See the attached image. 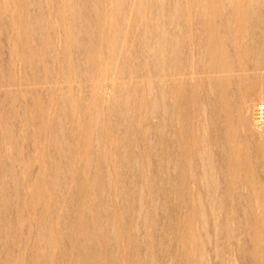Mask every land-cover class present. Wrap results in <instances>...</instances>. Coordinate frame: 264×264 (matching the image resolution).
Here are the masks:
<instances>
[{
    "label": "bare ground",
    "instance_id": "bare-ground-1",
    "mask_svg": "<svg viewBox=\"0 0 264 264\" xmlns=\"http://www.w3.org/2000/svg\"><path fill=\"white\" fill-rule=\"evenodd\" d=\"M37 1L0 0V18H5L9 25L13 26L16 40H19L22 44L20 45L27 51L26 64L29 62L32 65L31 63L37 58V53L40 51H36L39 48L36 46L34 48V43L31 44L29 39L36 30L44 31L45 35L40 33L41 36H44V40H41L43 37L40 35L39 37L43 42L41 45L45 48L44 51L47 52L41 53L43 59L40 56L38 58L41 59V62L56 58L54 51L51 52V50L56 45V38L59 39L56 37L59 34L54 33L59 26L61 28L63 26L62 29L60 28V32L63 31V35H61L63 39L57 42L62 41L65 48L68 49L64 50L65 48H63L62 50L68 52L69 47L71 49H73L72 47L80 48L79 52L82 55V70L81 65L76 64L79 59L78 62L72 63L74 59L65 58L61 65L63 66L62 71H57L55 65L45 64V75H38L37 73H40L38 71L35 72L36 74L34 71L31 72L32 76L29 74L31 79L26 83L27 88H25L28 93H31L32 90L40 91L38 87L47 86L48 89H51L50 92L58 90L61 93L63 105L61 104L60 111L62 113L59 116H63L68 125H61L56 121L60 125V128L57 126L60 132L57 134L56 126L51 131L58 135L53 138L54 141L50 139V142L53 141L51 146H55L53 151L55 149L56 154L59 151L62 152L61 144L67 147L66 142L62 143V141L66 140L70 143L73 135L76 140L79 137L78 141H80L76 143L75 137V142L71 141L76 145L72 144L68 150L66 149L69 155L66 154L64 159L68 162L62 166L60 164H63V159H60L59 161L62 163L58 162L60 163L58 166L62 167H56L55 175L49 176L46 183L43 182L44 177L42 176L43 184L36 182L34 185L36 194L34 198H37L39 205H43L41 216L39 214L40 228L38 231L39 242L37 243L42 247L41 257L45 259L44 264H50V250L56 243V229L53 223L54 219L58 217L55 214L56 211L64 210L65 202L69 204L72 201H77L76 207H78L75 211L77 215H75L76 219L74 216L73 219L79 221L76 226L71 224L72 230H68L70 247L77 246L78 248L79 246V251L77 253V248H69V251L75 249L77 255H72V258H69L71 260H68L67 263L64 262L65 264H139L142 261L145 264H153L156 251L170 254L168 250L170 251L172 247L176 246L174 244L170 249L168 248L165 238L169 232L170 236H173V240L176 237L177 242L181 243V245L178 244L179 247L176 246L179 248L177 252L176 247L172 250L179 253L180 246L182 247L179 259L184 264H211L209 263L212 255L210 252L217 251L218 245L217 235H215L217 220L223 218L221 224L228 226V213H225L229 204L227 200L233 201L235 195L244 197V200L247 198L245 204H248L246 207L253 208V211L250 208L251 212H254L255 208L260 210L259 214L255 211L258 214V217L256 216L257 225L264 223V173L261 178L260 175L256 176L255 169H253L254 171L252 169L244 170L246 166H243V164L250 165L252 162L249 149L246 147L250 141L257 146L258 156L255 158L259 157L261 160V170L264 172V125L256 124L254 117L258 102L264 103V0H82V4H79L80 7H83L81 9L79 6V8L77 7L78 0H42L44 3L41 0L38 3ZM33 6L37 8H33L37 14L31 9ZM48 7L51 10L50 8L47 10ZM30 12H33L32 15L35 19L31 18ZM52 13H55L57 17V25L50 26L48 21ZM192 13L198 15L201 24L196 31L193 29L194 23H191ZM133 16L135 18L134 26L138 33L134 31L129 33V24L132 26ZM80 20L81 22H79ZM132 33L139 35V40L145 48L143 49L146 50L145 56H147L144 59V56L141 58L138 55L144 60L143 64H137L139 68L143 67L138 69L139 71L137 70L138 73L134 69L126 70L129 69L127 67L129 64L127 63L126 67L123 65L125 69L121 65L123 60L119 62V59L127 58L126 54L129 58V53L126 52L129 50V41L131 36L134 37L133 41L137 36L130 35ZM129 35L130 37H128ZM255 35L261 37V40L254 41ZM135 41L131 43H135ZM140 41H137L139 45ZM61 44L60 46H62ZM34 49H36V53ZM136 49L132 48V52ZM12 50L16 54V48L14 47ZM73 53L76 52L73 51ZM131 55L134 54L131 53ZM45 56H50V58L46 60ZM53 61L51 62L53 63ZM128 61L124 60L123 63ZM34 62L36 64V61ZM12 63L9 65L13 68L15 62ZM148 64H150L149 67ZM248 64H252V71L248 68ZM120 65L124 70L119 69ZM134 65L136 64L132 65L133 68H135ZM33 68L36 67H32V70ZM79 68L81 72L77 76L75 72L80 71ZM38 76L43 77L39 79ZM14 81L8 85L9 88L19 83L15 84ZM139 82H142L140 85L142 86V98L140 100L137 98L139 87H136L139 91L134 89L136 85L134 88L130 87L139 84ZM78 86L80 89L82 86L89 89L88 92L91 93L92 98V102L87 101L89 106L84 108L86 112H83L89 114L87 119L83 120L84 122L77 115L84 103L80 104L79 98L73 96L74 88ZM116 95L119 96V99L116 98ZM114 99L115 101H113ZM58 103L57 106L60 107ZM50 105L48 101L46 103L35 98L33 109L30 107L33 111V113L30 112L32 119L37 118L38 125L41 130H44V133L48 131L47 113L50 112L53 104ZM83 106L85 107V105ZM109 110L112 113L113 111L117 113L114 112L115 116L111 117ZM76 115L78 119H76ZM108 115L110 120L116 115L117 118L116 120L113 118L111 121L107 119L106 122ZM50 122L52 123V121ZM64 125L68 129L66 132H64ZM210 127H213L214 137L210 136ZM7 128L5 127L6 130H8ZM116 131L122 132L123 135ZM67 132L71 133H68L71 137ZM64 133L68 135L67 138ZM100 133L103 134L104 140L99 137L94 138V135L98 134L99 136ZM117 134H119L118 137ZM49 136L53 137L54 135L49 134ZM123 136V140H120L122 144L118 145L117 141ZM5 140L6 147L7 136ZM124 140L126 141L123 142ZM81 142L84 145L82 143L78 146ZM92 142L99 149V155L97 153L99 158L96 159L99 162L95 169L97 170L95 176L92 178L89 175L92 179H88V174H91L93 169L88 160L90 152H92H89L92 147L88 148V145ZM111 143H114L115 147L111 148L109 145ZM73 145L78 147L75 148ZM80 146L85 147L83 149L79 148ZM213 147L219 150L221 157L219 171L217 170L218 161L216 158V160L214 159L215 149L212 150ZM60 152L59 154L64 153ZM74 153L81 161L84 160V163L73 164L72 159H78L74 157ZM48 155L46 156L43 151L39 157L36 155L35 157L44 161L46 157H52ZM19 159L14 157L13 161H19ZM10 160L9 162H11ZM20 161L12 162L13 166L10 164L13 169L8 170V175L17 177V170L23 173L26 172V168L29 169L27 162L28 165L25 162L22 164ZM51 161L53 163V159ZM121 161L127 162L126 165H123ZM253 164L254 162H252ZM37 167L38 169L42 168ZM51 168H53L52 165ZM241 168L246 171L243 175ZM78 169H81L80 173L76 172ZM122 169H127L125 172L130 171L129 176L132 174L131 177L136 178L137 181L132 178V182L135 183L134 189H129L125 184L126 181L122 180L124 178ZM19 175L21 174L19 173ZM73 187L79 189L78 197L71 193ZM66 193H68L67 197ZM170 195L178 199L176 206L171 200L172 206L176 207L178 211L175 213V217L172 215L174 220L169 219L171 221L169 229L166 227L165 230L159 232L157 222L160 218L159 215L171 216V212L166 213L168 208L169 211L171 209L167 206V210H165L163 206L168 203L164 204L163 202L164 205H160L158 200H160V196ZM204 198H207L208 202L204 201ZM219 198H221L220 200L225 199L224 203L219 201L218 205ZM62 199L64 200L62 201ZM177 199L175 200L177 201ZM206 202L209 211L207 208L205 209ZM23 204L24 202L21 208L26 206ZM185 209L188 212L183 213ZM223 209L225 212L222 211ZM245 209L248 210V208ZM18 211L22 212V209ZM24 212L21 214H25ZM21 214L19 213V227L27 224V220L29 222V219L25 217L26 214L25 216ZM122 214H127V216L122 218ZM66 215L68 216V213ZM250 216L249 219L252 218L256 221L254 213V217ZM59 219H57L58 223ZM63 219L66 220L64 216ZM254 225L253 223L252 227L255 228ZM170 228L176 230L175 236ZM210 228L213 229L214 235ZM248 229L250 231L251 228ZM155 233H158L159 236ZM262 233L260 229L251 233L257 240L254 246L256 256L253 250L252 253L254 258L264 261V252H261L263 249L258 243V238ZM228 235L235 239L237 231L234 229L230 233L228 232ZM139 238H142L145 247L143 244L142 248L139 247V241H142ZM122 247H125L126 250ZM135 247L140 250L145 248L144 251L142 250V255L140 254L144 259L140 260L139 258L138 260ZM122 249L128 253H123ZM172 255L174 256V253ZM165 257L167 260L169 256ZM15 258V262L10 261L9 264H17L18 260ZM172 258L168 260V264H171L170 261L173 263ZM11 259L14 261L12 257ZM62 262L60 261L58 264Z\"/></svg>",
    "mask_w": 264,
    "mask_h": 264
},
{
    "label": "rangeland",
    "instance_id": "rangeland-1",
    "mask_svg": "<svg viewBox=\"0 0 264 264\" xmlns=\"http://www.w3.org/2000/svg\"><path fill=\"white\" fill-rule=\"evenodd\" d=\"M42 1V0H41ZM39 2V0L37 1V3ZM78 2L79 3H77V7L79 6V4L82 2V0H78ZM42 3H44L43 1H42ZM82 4V3H81ZM80 7V6H79ZM78 7V8H79ZM33 8H36V7H32L31 9H33ZM49 8L50 7H48V9L47 10H49ZM81 8H83V7H80V9ZM30 9V10H31ZM37 9V8H36ZM44 9H45V6H44ZM34 10V13H36L35 12V9H33ZM50 10H51V8H50ZM37 12H38V10H36ZM54 12V11H53ZM31 13V12H30ZM33 13V12H32ZM32 13H31V15H32ZM37 14V13H36ZM35 15V14H34ZM36 16V15H35ZM32 19H35L34 18V16L32 15V17H31ZM51 18H52V20H51ZM192 18L193 19H191V23H194L193 24V26L195 27H193V29H194V31H196V29H198V27L200 28V23H199V20H198V15H196L195 13H192ZM80 19V18H79ZM78 20V19H77ZM83 20V19H82ZM135 18H134V16L132 17V22H131V24H132V26H133V28H132V26L129 24V27H130V29H129V33L130 32H137V29H136V27L134 26L135 24ZM4 22V23H3ZM49 25L50 26H53L52 24H55V25H57V17H56V15H55V13H52V16H50V18H49ZM79 22H81V20L79 21ZM264 22V21H263ZM3 23V24H2ZM5 24V25H4ZM62 26V25H61ZM4 27V28H3ZM13 27V26H12ZM11 27V24L9 25V23H8V21H6V19L5 18H0V166H1V168H0V264H4V262H5V264L7 263V264H9L10 263V261L11 262H15V260H14V258L15 259H17L18 260V263L17 264H44L45 263V259H42V257H41V251H42V247H40L39 246V243H37V242H39V234H38V231H39V228H40V221H39V219H40V216H41V214H40V212H42L43 211V205L41 204V205H39V203H37V198H34L35 196H36V194L34 193V185H35V183L37 182H39V183H42V181H43V177H44V181L43 182H45L47 179H48V177L49 176H53V175H55L56 173H57V170H56V167H62V166H64L68 161H66V159H64L65 158V155L67 154V155H69L68 154V148L72 145V144H74L73 142H75V140H76V137L73 135V139H72V137L69 135V134H71V133H69V132H67V134L69 135V137H71V141H73V142H71L70 141V143H69V141H62V143H65L66 142V144L65 145H67V147L66 146H63L64 144H61L62 146L60 147V149L62 150V152H64V153H62V152H60V153H62V154H59V152H57L58 154H56V152H55V149H54V151H53V148L55 147L54 145H52L51 146V144H52V142L54 141V139L53 138H55V137H57L58 135L57 134H59V132H60V130L58 131V129H57V126L60 128V125H58L59 123H61V125H63V124H65V125H68L67 124V120L62 116H59V115H61V111H60V109H62V105H63V103H62V99H61V93L58 91V90H56V91H53V93L52 92H50L49 90H51V89H48V87L46 86V87H44V86H41V87H44V88H42L41 89V87H38L39 88V90L40 91H38L37 89V92L36 91H34V90H32V92L31 93H28L26 90H25V88H27V82L28 81H30V79H31V77H30V75L32 76V73L31 72H33L34 71V73L35 72H42V74H40V73H37L38 75H45V73H46V71H45V64L47 65V64H51L52 66H54L55 65V68L57 69V71H62L63 70V66H61L64 62H62V61H64V59L65 58H71L73 61H72V63L74 62V61H76V62H78L77 60L79 59V62L78 63H76V62H74V63H76V64H78V65H81V63H82V55L80 54V52L79 51H81L80 50V48H74V47H72L73 49H71L70 47H69V51H70V53H69V51L66 53L64 50H68V49H66L65 48V46L63 45V43H62V41L60 42H57L58 40H62L63 39V37L61 36V35H63L62 33H63V31L62 32H60V30L63 28V26H62V28L59 26L58 28H56V32H54V33H56V34H59V35H57L56 36V34H54L56 37H58L59 39H57L56 38V41H55V46H54V49H52L51 50V52H53L54 51V53H55V59H52V58H50V56L49 57H47V56H45V59L46 60H48L49 58V60L48 61H42L41 62V57L43 56L41 53H43V51H44V49L45 48H43V46L41 45V44H43V42H41V40L43 41L44 40V36H41V34L42 35H45V33H44V31H34L33 32V34L31 35V38H29L30 39V41L32 42H30L31 44H33L34 46V48H35V46L37 47V48H39V49H34V51L36 50V51H38V50H40V51H38V55H37V58H35V60H33V63H31L32 65H30V63L28 62V64H26L27 63V60L25 59V58H27L28 57V54H27V51L25 50V48L23 47V46H21L22 44L20 43V41H19V43H18V41L16 40V38H15V32L13 31L14 30V28H12ZM134 27H135V30H134ZM61 28V29H60ZM58 31V32H57ZM14 32V33H13ZM38 32V33H37ZM41 33V34H40ZM138 33V32H137ZM137 33H136V35H137ZM38 36H37V35ZM39 35L41 36V37H43V39H41V37H39ZM127 35H128V33H127ZM126 35V36H127ZM130 35H133V33L132 34H130ZM130 35L128 36V37H130ZM135 35V34H134ZM133 35V36H134ZM135 35V36H136ZM259 35V34H258ZM59 36H61V37H59ZM137 36H138V40H137ZM136 36V38L134 39V41H135V43H131V42H134L133 41V38H132V36H131V39H130V43H129V46H128V51H126V52H128L129 54V58H128V56H127V54H126V52H125V54H126V57L127 58H122V59H119V62H121L122 60L124 61H128V62H124L123 63V61H122V64L121 63H119V64H121L122 66L124 65L125 67H126V64L128 63L129 65L127 66L129 69H126L124 66V68L126 69V70H133L134 69V71H136V73H138V71L140 70V69H142V68H139V65L140 64H143L142 63V61L144 62V60H142L141 58H142V56H144V59L145 58H147V56H145L146 54V50H144L145 48H144V46H143V44H142V42L139 40V35H137ZM33 37V38H32ZM128 37H127V39H128ZM8 38H9V40H8ZM39 38V39H38ZM32 39V40H31ZM41 39V40H40ZM259 39L261 40V37H259V36H257V35H255L254 36V38H253V40L254 41H259ZM16 40V42H14ZM37 40V41H36ZM137 41H140L139 43H141L140 45L138 44V42ZM12 42V43H11ZM11 43V44H10ZM37 43V44H36ZM58 43V44H57ZM62 43V44H61ZM137 43V44H136ZM13 44V45H12ZM21 44V45H20ZM60 44L62 45V46H60ZM39 47H38V46ZM136 45V46H135ZM42 46V47H41ZM142 46V47H141ZM16 48V54H14L13 53V48ZM62 47V48H61ZM63 48H65L64 50H62ZM132 48L134 49V48H137L136 50H133L134 52H132ZM140 48V49H139ZM142 48V49H141ZM144 48V49H143ZM61 49V50H60ZM76 49V50H75ZM57 50V51H56ZM138 50H142V51H138ZM36 51H35V53H36ZM73 51L74 52H76V53H73ZM145 51V52H144ZM12 52V53H11ZM50 52V53H51ZM72 52V53H71ZM138 53L137 55H136V53ZM141 52V54H139ZM40 53V54H39ZM44 53H47V52H45L44 51ZM43 53V54H44ZM53 53V54H54ZM62 54L61 56H60V54ZM131 53L132 54H134V55H136V56H134V55H131ZM143 53V54H142ZM21 54H24V55H21ZM74 54V55H73ZM80 54V55H79ZM25 55H26V57H25ZM57 55H58V57H57ZM124 55V54H123ZM138 55H140V57L138 56ZM38 56H40V58H38ZM72 56V57H71ZM125 56V55H124ZM131 56V57H130ZM134 56V57H133ZM36 57V56H35ZM79 57V58H78ZM15 62L14 63V66H15V68H14V66H13V68L12 67H10L11 65H9V64H13L12 62V60ZM15 58V59H14ZM21 58V59H20ZM121 58V57H120ZM25 59V60H24ZM42 59H43V57H42ZM63 59V60H62ZM76 59V60H75ZM81 59V60H80ZM127 59V60H126ZM131 59V60H130ZM141 59V60H140ZM17 60V61H16ZM22 60V61H21ZM52 60H54L53 61V63L51 62ZM11 61V62H10ZM34 61H36V64H35V62ZM135 61H136V63H135ZM23 62V63H22ZM61 62V63H60ZM134 62V63H133ZM141 62V63H140ZM55 63V64H54ZM58 63H59V65H58ZM80 63V64H79ZM132 63V64H131ZM35 64V65H34ZM42 64H43V66H42ZM133 64H136V65H134V67L135 68H133ZM137 64H139V65H137ZM119 66V69H121V70H124V68L122 69V66ZM9 66V67H8ZM36 67L35 69L33 68V70H32V67ZM45 66V67H44ZM146 66V65H145ZM148 67L150 66V64H148L147 65ZM252 66V64H248V68L250 69V71H252L253 69V66ZM41 67V68H40ZM60 67H62V68H60ZM11 68V69H10ZM81 70H82V65H81ZM80 68L78 69V70H80ZM137 68V69H136ZM139 69V70H138ZM81 70L80 71H76L75 72V74L77 75V74H80V72H81ZM138 70V71H137ZM79 72V73H78ZM30 74V75H29ZM36 74V73H35ZM13 76V77H12ZM28 76V77H27ZM43 76H38L39 77V79H40V77H43ZM73 76H75V75H73ZM78 76V75H77ZM142 77V76H141ZM140 77V78H141ZM11 78V79H10ZM143 79V78H142ZM15 80V81H14ZM27 80V81H26ZM141 80V79H140ZM11 81H14L15 82V84L17 83V82H19V83H17L15 86H11L10 88H9V84L11 83ZM22 81V82H21ZM2 82V83H1ZM23 82H24V84H23ZM19 84V86L17 87V85ZM142 84V82H139V84H134V85H131L130 87L131 88H134V86H135V88L134 89H136V87L140 90H138V89H136V91L138 90L139 92H137L138 94H137V98H138V100H140L141 98H142V90H141V88H142V86H140ZM1 85H2V87H1ZM77 86V85H76ZM75 86V87H76ZM8 87V88H7ZM79 86L77 87V88H74L75 90L73 91V96H74V98H79L78 99V101L80 102V104H83V105H85V107L83 106V105H81L82 107H81V110H78V112H77V115L80 117L79 119L82 121V122H84L83 120H85V119H87V116L89 115L88 114V112L87 113H85L86 111V109H84V108H86L87 106H89L88 105V103L89 102H87V101H90V102H92V98H91V93L90 92H88V91H90L89 89L87 90V88H85V86H82L81 87V89L79 88ZM80 90L79 92L77 91V90ZM84 89V90H83ZM86 89V90H85ZM24 90V91H23ZM42 91V92H41ZM49 91V92H48ZM84 91V92H83ZM86 91V92H85ZM26 92V93H25ZM46 92V93H45ZM81 92V93H80ZM25 93V94H24ZM28 93V94H27ZM83 93V95H81ZM88 95H87V94ZM117 93H119V91H117ZM33 94H34V96H33ZM51 94V95H50ZM54 94V95H53ZM56 94H58V95H56ZM46 95H48V96H46ZM49 95H50V98H49ZM87 95V96H86ZM80 96H82V97H80ZM86 96V97H85ZM53 97V98H52ZM35 98H36V100H41L42 102L43 101H45L46 103H47V101H48V103L49 104H53L52 106H51V110H50V112L49 113H47L48 114V117H47V120H48V131H49V129H50V132L47 134V132L48 131H45L46 133H44V130H41L40 129V127H39V122H38V120H37V118H33L32 119V115H31V113H33V111H32V109H33V102L35 101ZM82 98H84V99H82ZM90 98V99H89ZM116 98H118L119 99V96L118 95H116ZM115 98V99H116ZM12 99H13V101H12ZM34 99V100H33ZM46 99V100H45ZM56 99V100H55ZM82 99V100H81ZM115 99L113 100V101H115ZM117 99V100H118ZM16 100V101H15ZM51 100V101H50ZM84 100V101H83ZM116 100V101H117ZM28 101V102H27ZM56 101V102H55ZM58 101H59V103H58ZM30 102V103H29ZM83 102V103H82ZM28 103V104H27ZM57 103L59 104V106L60 107H58L57 106ZM87 103V104H86ZM259 103V102H258ZM62 104V105H61ZM80 104H79V108H80ZM91 104V103H90ZM55 105V106H54ZM29 106V107H28ZM32 109H31V108ZM54 107H55V110H54ZM57 107H58V109H57ZM29 108V109H28ZM31 110V111H30ZM14 111V112H13ZM80 111V112H79ZM83 111H85V112H83ZM7 112H8V114H7ZM12 112V113H11ZM17 112V113H16ZM31 112V113H30ZM60 114H59V113ZM114 112H116V111H113V113L112 112H110V110H109V114H110V116L112 117L113 115L115 116V114L117 113H115L114 114ZM10 113V114H9ZM21 113H22V116H21ZM54 113H55V115H54ZM15 114V115H14ZM57 114V115H56ZM84 114H85V116H84ZM14 115V116H13ZM76 115V116H77ZM9 116V117H8ZM11 116V117H10ZM27 116V117H26ZM78 116L76 117V119H78ZM16 117V118H15ZM106 117H107V115H106ZM10 118V119H9ZM115 120H116V118H117V115H116V117H113ZM113 118H111V120L113 119ZM107 119H108V121H111L110 120V117H109V115H108V118H106V122H107ZM36 120V121H35ZM12 121V122H11ZM14 121V122H13ZM50 121H52V123L50 122ZM56 121L58 122V124L56 123ZM61 121V122H60ZM114 121V120H113ZM112 121V122H113ZM51 123V124H50ZM52 124H53V126H52ZM56 124V125H55ZM7 125H9V126H7ZM64 125V132H66V131H68V129H67V127ZM12 126V127H11ZM52 126V127H51ZM55 126H56V128H55ZM5 127L8 129V130H6L5 129ZM53 128H55V129H57L56 131H58V133L57 134H54L53 132H51V131H53ZM69 128V127H68ZM212 128L213 127H210V129H209V131H211V132H209L210 133V136L211 137H214V135H213V130H212ZM55 131V130H54ZM56 131H55V133H56ZM121 131H123L122 129H121ZM34 132V133H33ZM42 132V133H41ZM116 132H118V131H116ZM215 132V131H214ZM24 133V134H23ZM118 133H120V134H122L123 135V133L122 132H118ZM15 134V135H14ZM49 134L51 135V134H53L54 136L53 137H51V136H49ZM66 133H64V135H65V137L67 138L68 137V135H67ZM215 134V133H214ZM11 135V136H10ZM57 135V136H56ZM67 135V136H66ZM118 135L119 134H117L116 136L118 137ZM6 136H7V139H8V143H7V145H6V147H5V142H6V140H5V138H6ZM95 137L94 138H96V137H99L100 139H102V140H104V137H103V134L102 133H100V135L98 136V134H96V135H94ZM102 136V137H101ZM21 137V138H20ZM28 137V138H27ZM49 137H51V138H49ZM74 137H75V140H74ZM78 137V136H77ZM11 140H10V139ZM14 138H16V139H14ZM33 138V139H32ZM79 138V137H78ZM78 138H77V140H76V143H78V142H80V141H78ZM121 138V137H120ZM123 138H124V136L122 137V139H119L118 141H117V143H119L118 145H120V144H122L121 143V141L123 140ZM19 139V140H18ZM31 139V140H30ZM50 139H52L53 141L52 142H50L51 140ZM69 139V138H68ZM121 140V141H120ZM150 140V139H149ZM126 140H124L123 142H125ZM10 142V143H9ZM4 143V144H3ZM13 143V145H11ZM82 143L83 142H81V144L79 143L78 144V146L79 145H82ZM149 143V145H150V142H148ZM147 143V144H148ZM4 146H3V145ZM28 144V145H27ZM54 144V143H53ZM93 144V145H92ZM92 144H89L88 145V148L90 147H92L91 148V150H89V152L90 151H92V152H90L91 153V155L88 157L89 159V163L91 164V166H92V173L91 174H88V179L90 178V179H92L93 177L92 176H95L94 174L96 173V171L97 170H95L96 169V166H97V164H98V160H96V159H98L99 158V149H97L98 147H96V144L94 143V142H92ZM14 145H16V146H14ZM74 145H76V144H74ZM73 145V146H74ZM83 145H84V143H83ZM110 145V147L112 148V147H115V144L113 143H111V144H109ZM142 145V144H141ZM78 146H76V147H78ZM122 146V145H121ZM33 147V148H32ZM65 147V148H64ZM75 147V146H74ZM75 147V148H76ZM83 147H85V146H83ZM82 146H80L79 148H83ZM246 147L249 149V153H250V155H251V157H252V162H254V166L252 165V162H251V164L250 165H248V164H243V166L245 165L246 166V169H244V170H247V169H249V171H250V169H255V171L257 172L256 173V176H259L260 175V177L262 178L263 177V171L261 170L262 169V167H261V165L260 164H262L261 163V160H259V157H258V159L257 158H255V157H257L258 156V153H257V150H256V147L257 146H255V145H253L250 141L248 142V144L246 145ZM32 148V149H31ZM38 148V149H37ZM217 148V147H216ZM36 149V150H35ZM65 149V150H64ZM67 149V150H66ZM84 149V148H83ZM82 149V150H83ZM215 148L213 147V149L212 150H214ZM25 150V151H24ZM29 150V151H28ZM82 150H81V152H82ZM97 150V151H96ZM45 152V154H46V156L48 155V156H52L51 158L50 157H46L45 159H44V161L42 160L41 161V159L39 160V158H36V157H39V155L41 154V152ZM19 152H21V153H19ZM31 152H32V154H31ZM54 152V153H53ZM80 152V153H81ZM80 153H78V155L79 156H81V154ZM97 153H98V155H97ZM215 153V154H214ZM214 159L216 158L217 159V163H218V165H217V170L219 169L220 170V165L219 164H221V157H220V154H219V150L218 149H215L214 150ZM38 154V155H37ZM219 154V155H218ZM18 155V156H17ZM35 155H36V157H35ZM56 155V156H55ZM61 155V156H60ZM75 155V156H74ZM74 157L76 158L77 157V155H76V153H74ZM97 155V156H96ZM6 156V158H4ZM21 156H23L24 157V159H23V157H22V159H23V161H22V159H21ZM29 156V157H28ZM63 156V158H61ZM11 157H12V160H10L11 159ZM14 157H17V159H19V161H20V163H26V164H24L26 167H28L29 169H27L26 168V172L24 171L23 173L22 172H18V170H17V173H18V176L16 177V175H15V177H11L10 175H8L9 173H8V170L10 171L11 169H13L12 168V164H14V163H18L19 161H13L14 160ZM26 157V158H25ZM55 159H54V158ZM59 157V158H58ZM95 157H97V158H95ZM50 159L49 161H48V159ZM78 158V157H77ZM219 158V159H218ZM3 159V160H2ZM11 161V162H9V160ZM26 159V160H25ZM28 159V160H27ZM51 159H53V163H51L52 161H51ZM56 159H57V161H56ZM60 159H63L62 161H63V164H60V163H62V161H59ZM79 159V158H78ZM78 159L77 160H73L72 159V163L73 164H75L76 163V165H80V163H84V160L83 161H81L80 159H79V161H78ZM92 159H93V161H92ZM215 159V160H216ZM25 160V161H24ZM39 160V161H38ZM47 160V161H46ZM56 162H55V161ZM3 161V162H2ZM5 161V162H4ZM75 161V162H74ZM78 162V164H77V162ZM92 161V162H91ZM95 161V162H94ZM124 161V160H123ZM12 162H14V163H12ZM58 162H60V163H58ZM122 162V161H121ZM120 162V163H121ZM125 162V161H124ZM124 162H122L123 163V165L125 164L126 165V163H124ZM22 163V164H23ZM56 163V164H55ZM5 164V165H4ZM10 164L12 165V166H10ZM54 164V165H53ZM58 164H60V165H62V166H58ZM3 165V166H2ZM16 165V164H15ZM51 165H52V167L53 168H51ZM82 165V164H81ZM248 165V166H247ZM252 165V167L250 168V166ZM259 165V166H258ZM23 166V165H22ZM37 166H39V167H42V168H40V169H38V167ZM43 166H44V168H43ZM48 166V167H47ZM256 166V167H255ZM95 167V168H94ZM259 167V168H258ZM6 170H5V169ZM8 168H10V169H8ZM245 168V167H244ZM243 168H241L240 170H242ZM16 170V169H15ZM81 169H78V170H76V172L78 171L79 173L81 172L80 171ZM125 170H127V169H122V174H123V177L124 178H122V180L123 181H126V185H127V187L129 188V189H134V185H135V183H134V181H137L136 180V178H134V177H131V175L132 174H130V176H129V173H131L130 171L128 172V171H126V172H128L127 174H126V172H125ZM218 170V171H219ZM244 170H242L241 171V173H242V175L246 172V171H244ZM251 170V171H252ZM20 171V170H19ZM41 171V173H39V172ZM56 171V172H55ZM254 171V170H253ZM3 172V173H2ZM39 174H38V173ZM77 172V173H78ZM91 172V171H90ZM19 173L21 174V175H19ZM37 173V174H36ZM4 174V175H3ZM22 174H24V175H22ZM262 174V175H261ZM37 175V176H36ZM40 175V178L38 179V176ZM89 175H91V177H89ZM128 175V176H127ZM2 176V177H1ZM43 176V177H42ZM51 176V177H52ZM11 177V178H10ZM42 177V178H41ZM50 177V178H51ZM220 177H222L221 175H220ZM219 177V178H220ZM242 177V176H241ZM4 178V179H3ZM14 180H13V179ZM17 180H16V179ZM38 179V181H37V179ZM132 178L134 179V181L132 182ZM16 180V181H15ZM33 180V181H32ZM35 180V181H34ZM1 181H2V183H1ZM221 181H222V178H221ZM15 182V183H14ZM47 182V181H46ZM45 182V183H46ZM8 183V184H7ZM38 183V184H39ZM134 183V184H133ZM6 184H7V186H6ZM15 184H16V186H15ZM43 184V183H42ZM124 184V185H125ZM2 186V187H1ZM4 186H5V188H4ZM1 189H3L2 190V193H1ZM32 189H33V191H32ZM78 191H79V189H77V187H73L72 188V190H71V193L75 196V197H78ZM80 192V191H79ZM13 193V194H12ZM20 194V195H19ZM67 195H68V193H66L65 194V196L67 197ZM77 195V196H76ZM5 196V197H4ZM19 197H21V198H19ZM33 198V199H32ZM62 198V197H61ZM160 198V200H158L159 201V204L160 205H164L165 203H168V205L167 204H165L163 207H164V209L165 210H167V206L168 207H170V211H169V208H168V210L166 211V213H168V212H171L170 214H171V216L170 215H166V214H160L159 215V217L160 218H158V228H159V232L160 231H162V230H165V228L167 227L168 229H169V227H170V225H171V221H172V219L175 217V213H177V208L176 207H173L172 205H173V203H174V206H176V202L178 203V199L176 198V197H174L173 195H170V196H166V197H159ZM161 198H162V200H161ZM168 199V200H167ZM175 199H177V201L175 200ZM221 198H219L218 200H217V204L219 205L220 204V202L221 203H224V201H225V199L224 200H220ZM241 199V200H240ZM246 199L247 198H245V200H244V197H241V196H239V195H235V198H233V201H230L229 202V200H227V203H229L228 204V207L225 209L227 212H225V210L223 209L222 211H224L225 213H228V226H223V224H221V223H223V221H222V219L223 218H220V219H218L217 220V233L215 234V235H217V242H218V245H217V251H214L213 250V252L211 253L210 252V261H209V263H211V264H231L232 262L234 263V264H264V261H261L260 259H256V258H254L256 255H255V251H254V246H255V242L257 241V240H255L254 238H253V234H251V233H254L257 229H260V231H261V233H262V231L264 230V223H258V225H257V215L259 214V211L260 210H258L257 208H255V210H254V212H251V211H253V208H249V207H246V206H248V204L246 205L245 203H247V201H246ZM22 201V200H24L23 202H24V204L23 205H25L26 204V206L25 207H23V208H25V209H23V208H21V205H22V203L23 202H21L20 203V201ZM33 200V201H32ZM64 199H62V201H63ZM66 200V199H65ZM68 200V199H67ZM75 200V199H74ZM173 201V203H172V201ZM204 201H207L208 202V200H207V198H204L203 199ZM26 201H27V203H26ZM34 201H35V203H34ZM203 201V202H204ZM220 201V202H219ZM240 201V202H239ZM19 202V203H18ZM163 202H164V204H163ZM207 202L205 203V209L208 207V205H206L207 204ZM172 203V204H171ZM249 203V202H248ZM18 204H20V205H18ZM34 204H36V205H34ZM63 204V203H62ZM75 204V205H74ZM76 204L78 205V203H77V201H72L71 203H69V204H66V202H65V207H64V210L62 209V212L61 211H56L57 213L55 214L58 218L57 219H59L60 221H59V223H58V220L57 219H54V223H53V226H54V228L56 229V231H55V234H56V240H55V245H54V247L50 250V254H51V259L49 258V260H50V264H58V263H60V261L62 262V263H67L68 262V260H71V259H69L70 257L72 258V255L73 256H76L77 255V253H78V248H79V246H78V248H77V246H71L70 247V245H71V242H70V240H69V234H68V230H72V228L70 227V226H76V225H78L79 224V221L78 220H75L76 219V216L75 215H77V212H75L76 210H77V207H76ZM126 204V203H125ZM243 204H245V205H243ZM166 206V207H165ZM207 206V207H206ZM20 209H22V212H24L25 214H26V216H25V214H21L22 212H19L18 210H20ZM37 209H36V208ZM42 207V208H41ZM76 207V208H75ZM172 207L174 208V211L172 210ZM242 207H244V208H242ZM245 208H248V210L247 209H245ZM184 209V208H183ZM242 209V210H241ZM27 210V211H26ZM245 210V211H244ZM251 210V211H250ZM68 211H70L71 213H69ZM73 211H74V213H73ZM184 212L183 213H186V211H187V209H185V210H183ZM207 211H209V208H207ZM248 213H247V212ZM250 211V212H249ZM255 211L258 213V214H256L255 213ZM61 212V213H60ZM68 213V216L66 215L67 213ZM181 213H182V211H180ZM188 212V211H187ZM19 213L21 214V215H24L27 219H29V222H28V220H27V224L25 223V225H23V226H21V227H19L20 226V221H18V220H20V216H19ZM183 213H182V215H183ZM224 213V215L226 216V214ZM251 213V214H250ZM253 213L255 214V217H256V221H254V219H249V215H251V216H253ZM39 214H40V216H39ZM169 214V213H168ZM28 215V216H27ZM161 215H163L162 217H161ZM172 215H174V217L172 216ZM177 215V214H176ZM223 215V214H222ZM223 215V216H224ZM63 216H64V218H66V220L65 219H63ZM67 216V217H66ZM75 217V219H73L74 217ZM127 216V214H122V218H125ZM248 216V217H247ZM250 216V217H251ZM72 217V218H71ZM246 217V218H245ZM254 217V216H253ZM68 218H70V219H68ZM165 218V219H164ZM224 218H226V217H224ZM68 219V220H67ZM72 219H73V221H72ZM171 221H170V220ZM246 219H247V221H246ZM56 220V221H55ZM64 221V223H63V221ZM70 220V221H69ZM170 221V223H169V221ZM174 220V219H173ZM248 220H250V221H248ZM68 221V222H67ZM31 223V224H30ZM60 224V225H58V224ZM166 223V224H165ZM247 223H248V225H247ZM253 223L255 224L254 226H255V228L254 227H252L253 226ZM19 224V225H18ZM72 224V225H71ZM170 224V225H169ZM219 224V225H218ZM260 224V225H259ZM55 225H56V227H57V225H58V229L55 227ZM169 225V226H168ZM237 225V226H236ZM247 225V226H246ZM251 225V226H250ZM236 226V227H235ZM261 226H262V228H261ZM23 227H24V229H23ZM70 227V228H69ZM251 228L250 229V231H249V229L248 228ZM257 227V228H256ZM247 228V229H246ZM254 228V229H253ZM27 229V230H26ZM212 228H210V230H211ZM236 230L237 231V237L234 239H232V238H230L229 237V235H228V232L230 233L232 230ZM252 229H253V231H252ZM167 230V229H166ZM209 230V231H210ZM248 230V231H247ZM157 231V232H158ZM170 231H172V234L175 236V232H176V230H173V229H171L170 228ZM4 232V233H3ZM212 232H213V229H212ZM212 232L210 231V233L212 234ZM157 236H159L158 235V233H155ZM155 235V237H156V239H157V236ZM212 235H214V232H213V234ZM167 236H169L170 238H168ZM167 236H166V240L165 241H167L166 242V244H168V248L170 249L172 246H174V244L177 246L178 244L179 245H181V243H178L177 242V240H176V237L174 238V240H173V236L171 235L170 236V232H169V235L167 234ZM171 238H172V240H173V242H172V240H171ZM140 239V238H139ZM167 239H169V240H167ZM6 240V241H5ZM140 240H142V238L140 239ZM169 241V242H168ZM258 243L260 244V246H262V248L261 249H263V251L261 250V252H264V231H263V233L259 236V238H258ZM38 244V245H37ZM124 245H127L126 243H123ZM142 244H143V246L145 247V243L143 242V240L142 241H139V247L140 248H142ZM254 244V245H253ZM8 245V246H7ZM124 245H122V246H124ZM179 245H178V247H179ZM137 246V245H136ZM175 246V247H176ZM183 246V245H182ZM126 247V246H125ZM125 247H122V248H125ZM143 247V249H145ZM175 247H172L171 248V250L173 249V248H175ZM253 247V248H252ZM69 248H77L76 250H77V253H76V250L75 249H71V251H69ZM127 248V247H126ZM126 248H125V250H126ZM136 248V247H135ZM140 248L138 249V248H136V250L137 251H139L138 253H137V251L135 252L136 254H138V260H139V258H140V260H141V258H142V250L143 249H141L140 250ZM177 248V247H176ZM179 248H177L176 249V252H177V250H178ZM182 249V247L180 246V250ZM69 252H68V251ZM169 251L168 250V252H170V254L168 255L167 254V252L166 253H161V252H157L156 251V253L157 254H155L156 255V260L154 259V261L156 262H154L153 264H168L169 263V261L168 260H170L171 258H172V253H174V258H175V261H174V259L172 258V260H173V263H172V261H170L171 262V264H184L180 259H179V257H180V250H179V253H175V251ZM175 250V249H174ZM252 250H253V252H254V255H253V253H252ZM74 251H75V255H74ZM122 251H123V253H128L127 251L126 252H124V249H122ZM144 251V250H143ZM182 251V250H181ZM172 252V253H171ZM11 253V254H10ZM144 253V252H143ZM217 253V254H216ZM9 254V255H8ZM141 254V255H140ZM161 256H160V255ZM164 254H166L167 255V260H166V255H164ZM177 254V255H176ZM216 254V255H215ZM10 255H12V256H10ZM67 255H70V256H67ZM139 255H140V257H139ZM144 255V254H143ZM164 255V256H163ZM172 255V256H171ZM2 256H3V259H2ZM14 256V257H13ZM67 256V257H66ZM177 258H176V257ZM12 257L13 258V260L14 261H12V259L10 260V258ZM144 257V256H143ZM155 257V256H154ZM171 257V258H170ZM9 258V259H8ZM61 258H63V260H61ZM137 258V257H136ZM159 258H160V260H159ZM170 258V259H169ZM6 259H8V260H6ZM142 259H144V258H142ZM255 259V260H254ZM59 260V261H58ZM177 260V261H176ZM181 262H180V261ZM258 260H260V261H258ZM123 262L125 263V261L123 260ZM180 262V263H179ZM61 263V264H62ZM64 263V264H65ZM12 264V263H11ZM139 264H145L143 261H142V263L140 262Z\"/></svg>",
    "mask_w": 264,
    "mask_h": 264
},
{
    "label": "built area",
    "instance_id": "built-area-1",
    "mask_svg": "<svg viewBox=\"0 0 264 264\" xmlns=\"http://www.w3.org/2000/svg\"><path fill=\"white\" fill-rule=\"evenodd\" d=\"M255 122L259 126L264 125V103H258L254 113Z\"/></svg>",
    "mask_w": 264,
    "mask_h": 264
}]
</instances>
